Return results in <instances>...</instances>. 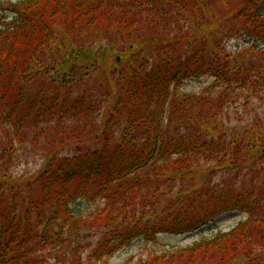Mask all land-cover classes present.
Segmentation results:
<instances>
[{
  "label": "trees",
  "instance_id": "1",
  "mask_svg": "<svg viewBox=\"0 0 264 264\" xmlns=\"http://www.w3.org/2000/svg\"><path fill=\"white\" fill-rule=\"evenodd\" d=\"M206 6L207 0L0 1V15L8 14L0 18V264H111L136 240L194 234L228 212L246 218L229 232L150 253L138 264H264V182L241 190L185 187L212 163L220 172L264 174V128L257 122L228 141L222 123L239 102L245 108L264 101L262 68L223 45L239 39L264 61V0H224L213 25L222 37L213 32L196 41L185 29ZM90 32L122 37L123 51L111 57L101 85L104 98L91 89L29 94L39 52L66 51L64 35ZM73 52L75 59L57 67L71 63L65 84L84 74L80 52ZM202 78L212 82L200 94L183 91ZM41 139L48 151L42 171L11 176L17 146L38 147ZM97 230L103 236L94 244Z\"/></svg>",
  "mask_w": 264,
  "mask_h": 264
},
{
  "label": "rangeland",
  "instance_id": "2",
  "mask_svg": "<svg viewBox=\"0 0 264 264\" xmlns=\"http://www.w3.org/2000/svg\"><path fill=\"white\" fill-rule=\"evenodd\" d=\"M2 3L12 2L16 3L20 0H0ZM235 5L239 0H228ZM224 0H207V6L204 13L193 16L191 23L185 29L187 36L192 37L196 41L206 40V36L213 32H217L219 37H222L221 30L215 29L213 25L217 20H214L218 13H221V8ZM5 18H8V14ZM0 15V18L3 17ZM223 32V31H222ZM66 39L67 48L66 51H59L56 48L45 47L39 52L37 58L30 65L28 75L31 76L30 81L27 83L26 88L29 94L37 93H63L69 92L72 89L74 95H81L85 90L91 89L95 92L97 98H104L102 96V86L106 77V70L112 66L111 57H117L122 53V37L116 32H90L83 33L81 35H64ZM60 40V39H59ZM62 41V40H60ZM243 41L239 39H233V41H227L223 45L228 47L227 49L233 54H238L239 61L245 62L251 65H257V68H262L264 74V61L262 55L257 51H250V47L243 45ZM203 43L196 44L195 47H201ZM74 47L80 52V62L82 65L79 72L83 75L77 76L74 82L68 84L62 83L64 74L68 73L71 63L57 68L62 65V61L65 59H75ZM124 46V45H123ZM126 50L127 48L124 47ZM139 53V51L137 52ZM113 54V56H112ZM145 54L150 56L148 49L145 50ZM98 59V61H97ZM139 59V57H138ZM137 59V64L140 61ZM85 73L87 76H85ZM72 79V78H71ZM22 81V80H20ZM211 79H200L188 82L183 91L185 93L200 94L205 88L211 84ZM22 83V82H21ZM123 84V83H122ZM102 85V86H101ZM102 87V88H101ZM229 116L224 117L223 125L226 130V138L228 141L233 137L234 132H240L247 127H251L258 122L260 126L264 128V101L262 104H251L247 107H243V104L239 102L236 107L230 108ZM259 118V119H258ZM258 120V121H257ZM244 132V131H243ZM47 141L41 139L39 146L36 147L31 144H25L24 146H17V150L13 153V169L11 176L18 178H30L38 174L45 165V158L47 150L45 145ZM67 151L63 152L66 154ZM216 163L205 166L201 170L196 171L190 178L186 179V189L194 188L201 189L202 187H209L212 191L219 186H223L225 189H244L259 186L264 182V174L258 172H249L245 169L240 170H225L218 171ZM181 187H178L179 191ZM94 211V208L90 212ZM245 215L240 212H228L219 216L213 223L206 226L197 233L184 235L180 237L159 235L158 243H146L144 240H136L131 246L126 247L120 251L116 257L111 261V264H138L141 259H147L150 253L157 252L162 254L163 251L173 252L180 249L189 248L195 245L202 239H208L214 237L219 232H229L237 226L241 221L245 219ZM89 235H93L95 232L84 230ZM97 236L92 237L89 240L92 243H96L102 238L103 232H98ZM83 242L87 239L82 238ZM77 245V244H76ZM133 258V260H132Z\"/></svg>",
  "mask_w": 264,
  "mask_h": 264
}]
</instances>
